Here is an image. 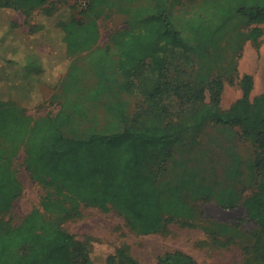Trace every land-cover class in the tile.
Here are the masks:
<instances>
[{"label": "rangeland", "instance_id": "obj_1", "mask_svg": "<svg viewBox=\"0 0 264 264\" xmlns=\"http://www.w3.org/2000/svg\"><path fill=\"white\" fill-rule=\"evenodd\" d=\"M160 2H166L187 40L186 49L161 48L166 74L205 94L196 104L172 96L166 115L148 107L146 94L127 88L128 79L118 69L119 49L110 41L115 31L146 20ZM251 4L264 5V0H99L96 43L70 55L62 39L46 38V31L38 27L64 17L68 6L83 10L81 0L0 7V34L12 21L19 26L17 36L3 41L0 51L3 48L12 57L23 48L20 57L26 59L31 56L26 49L32 48L42 57L41 67L26 72L20 61L13 64L0 57V99L23 107L32 121L65 108L63 129L71 138L117 131L133 121L139 126H181L169 157L151 151L147 159L148 173L160 171L163 223L158 232L141 234L115 210L105 212L96 206L82 205L79 216L60 221L86 246L93 264H106L117 250L137 264H160V257L175 252L192 256L198 264H261L256 259L261 257L258 240L264 241V230L247 215L244 202L259 189L264 165L256 164V145L242 136L241 127L220 125L208 116L212 111L223 115L242 96L244 74L254 78L252 96L264 93V21L254 25L238 13L241 6ZM256 26L262 33L253 40L250 32ZM10 66L13 71L18 68L17 80L6 78ZM108 71L109 85L103 87ZM21 77L26 79L18 81ZM158 81L159 72L154 70L145 73L141 84L150 91ZM216 81L222 85L219 104L214 101ZM26 86L36 88L42 98L39 104L28 105L20 95ZM4 134L0 131L1 162L15 173L20 193L8 210L0 212V219L19 225L33 208L43 211L47 187L27 167L24 135L14 139ZM116 264L128 263L117 258Z\"/></svg>", "mask_w": 264, "mask_h": 264}, {"label": "trees", "instance_id": "obj_2", "mask_svg": "<svg viewBox=\"0 0 264 264\" xmlns=\"http://www.w3.org/2000/svg\"><path fill=\"white\" fill-rule=\"evenodd\" d=\"M98 1L86 0L83 10L68 6L64 17L42 23L38 28L46 31V38L62 39L69 55L86 51L99 37ZM44 2L0 0V7H32ZM238 13L254 25L264 21V5H243ZM18 28V24L12 21L0 34V45L15 36ZM261 33V28L256 26L250 32V38L257 40ZM110 41L119 49L118 69L128 79L127 88L146 94L149 108L166 115L170 111L167 101L172 96L186 104H196L204 99L202 88L174 82L166 74L167 65L161 48H187V40L172 21L166 2L158 3L150 16L138 26L115 31ZM16 50L14 56L9 57L7 50L2 48L0 57L8 63L17 64L20 61L22 72L29 71V67H41L42 57L32 48L26 49V54L31 52L26 59L20 57L25 49ZM106 57L101 66H104ZM9 69L11 71L6 73V78L17 80L20 77L18 68L13 71L10 66ZM154 70L159 72V81L149 91L141 81L145 73ZM105 73L103 87L109 85L111 78L109 71ZM25 79L21 77L18 81ZM241 84L242 96L227 112L221 115L212 111L208 116L217 124L241 127L242 136L255 143L256 164L261 167L264 165V93L252 96L254 78L251 74H244ZM215 85L214 101L219 104L222 85L219 81ZM26 87L27 91L20 95L25 97L28 105L39 104L42 98L36 88ZM67 118L63 108L55 116L48 114L32 121L23 113V107L0 99V131L14 139L24 135L27 167L36 179L46 181L47 187L41 202L43 211L33 208L19 225L0 219V264H93L86 246L60 223L61 220L79 216L82 205L96 206L105 212L115 210L125 217L133 230L141 234L156 233L162 226L160 171L150 174L146 171V164L151 151L164 153L165 158L171 155V147L178 139L181 126L175 123L139 126L133 121L117 131H95L87 137L71 138L63 129ZM14 147L16 150L19 145ZM18 188L15 173L1 162L0 154V212L11 207L13 199L20 193L16 192ZM244 206L247 215L264 230V173L259 189L246 198ZM47 214L55 215V218ZM263 242L258 240L261 257L256 259L261 264L264 262ZM117 258L124 263L137 264L121 250L109 255L106 264H116ZM159 263L198 264L192 256L182 252L166 253L160 257Z\"/></svg>", "mask_w": 264, "mask_h": 264}, {"label": "built area", "instance_id": "obj_3", "mask_svg": "<svg viewBox=\"0 0 264 264\" xmlns=\"http://www.w3.org/2000/svg\"><path fill=\"white\" fill-rule=\"evenodd\" d=\"M86 3H87L86 0H81L82 5L86 6Z\"/></svg>", "mask_w": 264, "mask_h": 264}]
</instances>
